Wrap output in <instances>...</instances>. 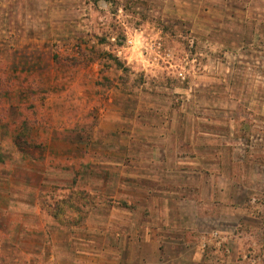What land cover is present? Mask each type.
<instances>
[{"label":"rangeland","instance_id":"1","mask_svg":"<svg viewBox=\"0 0 264 264\" xmlns=\"http://www.w3.org/2000/svg\"><path fill=\"white\" fill-rule=\"evenodd\" d=\"M253 91L264 107V1L0 0V264H264V170L253 158L233 171L240 188L222 179L219 193L212 178L195 194L181 188L168 210L88 188L113 157L168 172L185 101L209 98L194 121L221 118L230 96ZM243 113V134L264 125L256 108L253 120ZM21 125L43 148L15 145ZM236 143V159H248L246 141ZM232 156L229 146L227 164Z\"/></svg>","mask_w":264,"mask_h":264},{"label":"crops","instance_id":"2","mask_svg":"<svg viewBox=\"0 0 264 264\" xmlns=\"http://www.w3.org/2000/svg\"><path fill=\"white\" fill-rule=\"evenodd\" d=\"M229 98L228 101L235 103V106L229 111H226L222 107L220 109V113H223V117L203 119L198 118V121H194L195 116L193 112H195L196 106V109L201 106L198 104V102L201 104L204 102L208 103L207 100H209V98H205L202 94H198L195 95V98L192 101H185L179 113L184 119V125H170L171 128L169 129V135L171 132L173 133L171 134V141H175L177 145L175 159L171 161V165H169L171 169L168 172L165 173L164 171L161 172L156 169L152 171L145 168H137L135 171L129 167L128 163L124 164V158H126V155L124 158L123 156L113 157L111 160L116 161L111 162L110 164L112 165L110 167H106L103 171H101L103 174V178L101 179L102 184L98 188L88 186V188L91 189V193L96 194L97 197H102L112 201L115 197H117V195L131 196V201L128 207H131L132 203L133 205L136 204L135 206L137 207L140 205V207L143 209V212L146 213V210L151 208L152 204H160V202L165 204L166 210L170 209L169 204L172 206L173 202L180 200L178 195L181 193V188L185 187L184 192L195 194V191H197L200 186H209V184H211L212 178L218 179L216 182V187H218L219 193H225V191L221 189L222 186L225 185L222 179H228L233 187L240 188L242 183H240V180L236 181L237 178L233 173V171L236 169V165L241 162L240 165H242V167H246L247 160H251V158H253V167L255 168L260 166L264 170V125H251L253 132H251V130L250 132L248 131L243 134V131L239 128L238 124L243 119H249V117H247V115L245 116L243 113L244 110H249V114L253 120V108L259 110L260 114L263 115L264 107L261 106V103H257L254 100V91L253 96L250 98L248 96H240L237 94L234 96L232 95ZM246 99H249L248 104L245 103ZM225 100L226 99L217 97L218 103L222 104V102ZM206 122L208 125H204ZM232 139L233 142L230 141ZM162 140L164 143L161 144H165L167 142V139ZM240 140L246 141L243 149L245 151V156L247 154L251 155L248 156V159L240 158L237 160L235 157V152L239 149L236 142ZM182 141L184 143H182ZM255 142H261L259 148L255 145L257 144ZM229 146H231L233 156L231 159H229V164H227L225 152ZM206 148H211L217 150L218 152L220 151L221 155H218L216 158H210L208 153L205 152ZM178 150L179 152H181V150L184 151V154L178 155ZM171 152H173V150ZM89 177H92V175L90 174ZM193 177L198 178V185L189 182ZM179 179H182L185 182L182 184L184 186H179V182H181ZM151 180L152 184H150ZM166 181L170 182L169 186H167ZM89 182H92L91 179H89ZM162 182H164V184H162ZM212 184L214 185V183ZM133 194L137 195V202L134 201L135 197ZM99 206L101 207L102 205ZM126 207L127 206H125V208ZM115 208V205L108 204H106L105 207H101L102 210H106V213L113 212ZM93 209H96V207ZM129 209L132 211L136 210L133 207ZM165 224L166 226H171L170 217L168 218L167 222H165ZM143 225L148 226L147 234L149 236L155 232L152 235L154 239H162V237L165 236L163 234H166L164 233L165 231H162L163 233H157L155 231L156 229H153L154 227L149 229V225H152V222H150V218H148V216L143 219ZM175 228H177V230L174 229L173 232L178 233L180 237L179 240H187L185 235L187 233L186 225L178 224L177 227L175 225ZM160 230L161 229L159 228L158 232H160ZM163 230H165V227ZM169 237L170 236L167 238ZM205 250L206 247H204V245H199L195 253V259H200L203 256V252H205ZM92 258L97 260L98 256L95 255Z\"/></svg>","mask_w":264,"mask_h":264},{"label":"trees","instance_id":"3","mask_svg":"<svg viewBox=\"0 0 264 264\" xmlns=\"http://www.w3.org/2000/svg\"><path fill=\"white\" fill-rule=\"evenodd\" d=\"M254 1H264V0H254ZM59 62L56 61V66L59 67L60 65L58 64ZM54 134H57L54 132ZM36 137L32 133H27L26 130L24 129L23 125L19 126L16 129V132L14 134V140H15V145L20 148V149H31V148H43L42 143H38L35 139ZM54 215V214H53ZM54 217L60 218L61 215Z\"/></svg>","mask_w":264,"mask_h":264}]
</instances>
